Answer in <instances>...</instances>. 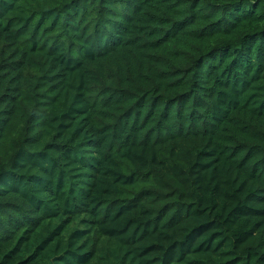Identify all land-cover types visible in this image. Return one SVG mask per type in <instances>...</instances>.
<instances>
[{"label": "trees", "instance_id": "obj_1", "mask_svg": "<svg viewBox=\"0 0 264 264\" xmlns=\"http://www.w3.org/2000/svg\"><path fill=\"white\" fill-rule=\"evenodd\" d=\"M0 264H264V0H0Z\"/></svg>", "mask_w": 264, "mask_h": 264}]
</instances>
